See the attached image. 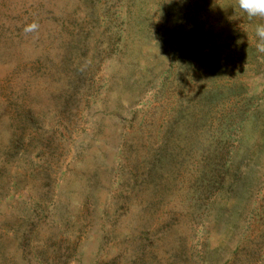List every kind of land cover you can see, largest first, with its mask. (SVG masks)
<instances>
[{
  "label": "rangeland",
  "instance_id": "obj_1",
  "mask_svg": "<svg viewBox=\"0 0 264 264\" xmlns=\"http://www.w3.org/2000/svg\"><path fill=\"white\" fill-rule=\"evenodd\" d=\"M260 23L0 0V264H264Z\"/></svg>",
  "mask_w": 264,
  "mask_h": 264
},
{
  "label": "clouds",
  "instance_id": "obj_2",
  "mask_svg": "<svg viewBox=\"0 0 264 264\" xmlns=\"http://www.w3.org/2000/svg\"><path fill=\"white\" fill-rule=\"evenodd\" d=\"M238 8L249 18L264 19V0H236ZM256 49L264 54V23L256 24L254 28Z\"/></svg>",
  "mask_w": 264,
  "mask_h": 264
}]
</instances>
